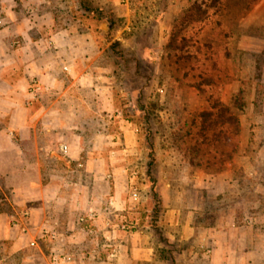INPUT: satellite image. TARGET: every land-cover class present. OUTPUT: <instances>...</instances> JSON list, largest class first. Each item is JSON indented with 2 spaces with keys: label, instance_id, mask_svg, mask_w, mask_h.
<instances>
[{
  "label": "crops",
  "instance_id": "crops-1",
  "mask_svg": "<svg viewBox=\"0 0 264 264\" xmlns=\"http://www.w3.org/2000/svg\"><path fill=\"white\" fill-rule=\"evenodd\" d=\"M60 2L62 10L53 0H0V245L5 264L23 258L28 244L30 264H264V90L250 93L239 110L236 150L220 168L194 171L177 182L161 179L152 228L138 216L151 211L146 183L134 185L138 201L131 200L134 176L119 165L125 154L99 153L92 162L102 170L88 168L85 174L80 135L71 137L75 126L56 116L87 113L82 90L99 83L89 68L101 66L107 49L112 52L110 41L104 43L111 30L109 4L116 17L148 21L176 18L172 3L180 0ZM249 14L264 20V0H255ZM130 28L123 24L113 30L119 34ZM237 48L258 57L264 35L242 34ZM58 129L62 135L56 143L51 136ZM123 129L130 141L132 130ZM24 204L26 233L22 220L14 224L9 218ZM132 213L128 219L137 228L121 230ZM82 216L91 218L80 222ZM160 235L170 249L167 256L158 250Z\"/></svg>",
  "mask_w": 264,
  "mask_h": 264
},
{
  "label": "rangeland",
  "instance_id": "rangeland-1",
  "mask_svg": "<svg viewBox=\"0 0 264 264\" xmlns=\"http://www.w3.org/2000/svg\"><path fill=\"white\" fill-rule=\"evenodd\" d=\"M60 1L52 4L62 10ZM254 3L180 0L172 3L177 5L176 18L148 21L116 17L109 4L106 20L111 30L104 43L110 41L112 52L107 49L99 61L101 66L89 68L99 83L84 85L87 113L56 116L75 126L68 130L71 137L80 135L85 174L88 168L97 170L99 164L92 162L97 154H110L112 149L125 154L119 165L127 176H134L130 184L146 183L151 211L138 216L152 228L160 208L157 191L161 179L166 176L177 182L194 171L196 175L220 168L225 156L236 150L239 110L250 93L264 90V82L259 81L264 76V49L256 57V52L237 48L242 34L264 35V20L249 14ZM123 24L130 30L115 34L113 29ZM106 106L110 110L102 112ZM126 127L133 132L130 141L124 135ZM61 135L58 129L51 139L58 143ZM0 197H4L1 192ZM27 205L20 206L17 214L10 211L9 217L14 224L23 221V233L30 232ZM120 228L133 231L137 227ZM154 232H160L159 228ZM158 241V250L167 256L170 249L161 235ZM26 246L23 258H14V264H30L26 256L30 244ZM4 251L0 245V264H5Z\"/></svg>",
  "mask_w": 264,
  "mask_h": 264
},
{
  "label": "built area",
  "instance_id": "built-area-1",
  "mask_svg": "<svg viewBox=\"0 0 264 264\" xmlns=\"http://www.w3.org/2000/svg\"><path fill=\"white\" fill-rule=\"evenodd\" d=\"M66 144L65 143H62L61 145H60V150L63 152V153H65L66 152ZM131 200L133 201V203L135 204L136 203V201H138V192H137V188H136V186H132V190H131ZM91 218V216H82V217H80L79 218V220H80V222H84V221H86L87 219H90ZM124 221V223H123V225H122V228H135L136 227V224H135V222H134V220H129V221H127L126 220V218L123 220ZM89 231L91 232L92 231V229L91 228H89Z\"/></svg>",
  "mask_w": 264,
  "mask_h": 264
}]
</instances>
